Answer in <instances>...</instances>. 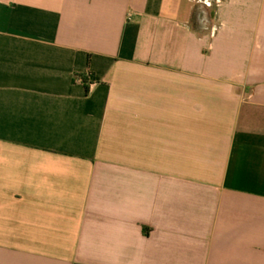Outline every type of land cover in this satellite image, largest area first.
<instances>
[{"label":"crops","instance_id":"1","mask_svg":"<svg viewBox=\"0 0 264 264\" xmlns=\"http://www.w3.org/2000/svg\"><path fill=\"white\" fill-rule=\"evenodd\" d=\"M0 264H264V0H0Z\"/></svg>","mask_w":264,"mask_h":264},{"label":"built area","instance_id":"2","mask_svg":"<svg viewBox=\"0 0 264 264\" xmlns=\"http://www.w3.org/2000/svg\"><path fill=\"white\" fill-rule=\"evenodd\" d=\"M130 16H131L130 14H127V18H130Z\"/></svg>","mask_w":264,"mask_h":264}]
</instances>
